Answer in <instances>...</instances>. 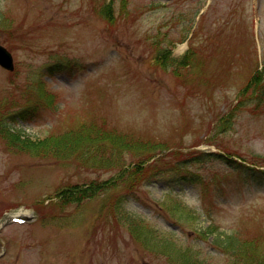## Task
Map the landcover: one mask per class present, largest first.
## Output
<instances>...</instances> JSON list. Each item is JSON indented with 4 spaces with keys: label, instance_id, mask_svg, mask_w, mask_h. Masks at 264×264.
Returning a JSON list of instances; mask_svg holds the SVG:
<instances>
[{
    "label": "rangeland",
    "instance_id": "1",
    "mask_svg": "<svg viewBox=\"0 0 264 264\" xmlns=\"http://www.w3.org/2000/svg\"><path fill=\"white\" fill-rule=\"evenodd\" d=\"M0 44L15 61L0 67V127L13 123L0 128V220L30 217L2 232L0 264H171L133 238L130 215L194 264L252 261L251 247H214L221 234L263 258L264 0H0ZM164 48L189 60L165 65ZM93 125L135 149L60 160L57 136ZM22 140L58 146L34 155ZM75 186L93 195L69 203Z\"/></svg>",
    "mask_w": 264,
    "mask_h": 264
},
{
    "label": "trees",
    "instance_id": "2",
    "mask_svg": "<svg viewBox=\"0 0 264 264\" xmlns=\"http://www.w3.org/2000/svg\"><path fill=\"white\" fill-rule=\"evenodd\" d=\"M187 37H188V31L183 32V38L181 41H184ZM168 52H169V50L167 48H164V53H165V55L163 56L164 59L168 58L167 57ZM159 60H161V58H159ZM188 60H189L188 56H186L180 60H172V59L168 58V61L167 62L164 61V63H165V65H167V63H170L171 67L176 68L177 64L185 65ZM263 71H264V69H263ZM258 76H259V74H257L254 78V82H256L257 84H258V81H256V80L258 79ZM12 124L13 123H11V122L9 123L8 121L3 119V122H2L0 128L5 131L6 129H8V126H10L9 129H11ZM93 126L94 127L88 126L85 128H78V130H74L70 133L71 135H75V136L79 135L80 137L72 138V137H67L65 135L57 136L60 139H64V138L68 139L64 143L65 145L61 148V150L58 151L59 154L57 153L60 160H65L67 154L81 153L82 157L88 158L90 160L97 162V160H96L97 159V152L101 153V151L104 150V148H102L100 146V144L103 142H108V144L113 143V145L120 147L121 150L125 149V148L127 151L131 150V148H133V150L135 149V145H131V144L120 145V144H118V141L115 139L116 135H115L114 131L105 129L104 127H101L98 125H93ZM110 132H112V133H110ZM10 133H11V131H10ZM109 133L113 134V136H109ZM17 135H19V134L17 133ZM89 137L91 138V140L87 139ZM22 141L29 149L32 150V153L34 155H38L40 153V151L50 150L49 146H50L51 150L54 148V146H58L57 143H55V142L49 144V146H48L47 144H44L42 142L37 143V144H33L32 142H30V140H22ZM134 142H135V140H134ZM62 145H63V143H62ZM138 148L140 149L141 146H138ZM53 154H55V152ZM146 161H148V160L146 159ZM123 165H124V162H122L120 165L118 162H116L114 164V167L115 168H122V171H123V168H124ZM238 166H240V165H238ZM126 168H127V170H124V172L129 171V173L132 175H134V172L140 173L145 168V161L139 160L137 162L136 161H133L132 163L130 162L128 167H126ZM124 184H126V180L124 181ZM92 195H93V188L88 190V191H85V190H81V187H77V186L71 187V189H68L67 191H64L62 193V196L64 197V199L66 201H68L69 203H71V202H76V203L83 202L86 198H88ZM193 211H195L196 213H199L196 209H193ZM130 217H131V220L128 223L129 228H130V234L133 236V238L136 241H138V240L144 241L143 244H146L148 247V248H145L147 251H150L155 255L164 256L167 259V262L171 263V264H194V261L192 260L191 252H188V251L183 250V249H178L176 251L175 250L173 251L171 248H169V242L165 239L160 238L158 236V234H156L150 228H148V231H147L148 234L144 240L143 236H145L146 234L143 233L142 224L137 221L138 220L137 217H134L133 215H130ZM173 223H175V222H173ZM173 232L174 231H172L171 233H173ZM200 233L202 235L204 234L206 236L210 235V237H211V235H218V234L220 235L221 234L219 231L213 230L211 228V226H209V231L207 233L204 229H202L200 231ZM221 235H222V237L220 239L215 238L212 240V245L214 247L221 248L222 246H226L232 254H233V252L239 251V249H249L251 247L254 251V254L251 253L252 261H250V258H249L247 260H244V263L245 264H264V256H262L263 258H261V256H259L256 252L257 245H258L256 241L241 244V241L237 237H235L234 235H232V236L224 235V234H221Z\"/></svg>",
    "mask_w": 264,
    "mask_h": 264
},
{
    "label": "water",
    "instance_id": "3",
    "mask_svg": "<svg viewBox=\"0 0 264 264\" xmlns=\"http://www.w3.org/2000/svg\"><path fill=\"white\" fill-rule=\"evenodd\" d=\"M0 66L4 69L14 70V59L12 54L0 44Z\"/></svg>",
    "mask_w": 264,
    "mask_h": 264
},
{
    "label": "flooded vegetation",
    "instance_id": "4",
    "mask_svg": "<svg viewBox=\"0 0 264 264\" xmlns=\"http://www.w3.org/2000/svg\"><path fill=\"white\" fill-rule=\"evenodd\" d=\"M8 240V239H7ZM2 243H3V246L1 247V248H4V247H6V246H9L8 245V242L6 243V239L5 240H2Z\"/></svg>",
    "mask_w": 264,
    "mask_h": 264
}]
</instances>
